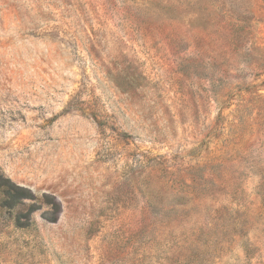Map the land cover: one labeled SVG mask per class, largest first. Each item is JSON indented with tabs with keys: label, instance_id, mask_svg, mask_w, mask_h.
Segmentation results:
<instances>
[{
	"label": "rangeland",
	"instance_id": "374dc122",
	"mask_svg": "<svg viewBox=\"0 0 264 264\" xmlns=\"http://www.w3.org/2000/svg\"><path fill=\"white\" fill-rule=\"evenodd\" d=\"M0 264H264V0H0Z\"/></svg>",
	"mask_w": 264,
	"mask_h": 264
},
{
	"label": "trees",
	"instance_id": "16d2710c",
	"mask_svg": "<svg viewBox=\"0 0 264 264\" xmlns=\"http://www.w3.org/2000/svg\"><path fill=\"white\" fill-rule=\"evenodd\" d=\"M9 183L14 190H8L7 192L11 195L15 204L28 197L26 194V189L16 186L12 182ZM4 188H6V186Z\"/></svg>",
	"mask_w": 264,
	"mask_h": 264
}]
</instances>
